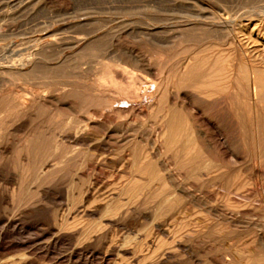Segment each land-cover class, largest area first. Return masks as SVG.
Listing matches in <instances>:
<instances>
[{
  "label": "rangeland",
  "instance_id": "obj_1",
  "mask_svg": "<svg viewBox=\"0 0 264 264\" xmlns=\"http://www.w3.org/2000/svg\"><path fill=\"white\" fill-rule=\"evenodd\" d=\"M257 25L264 0H0V262L264 264V103L229 74ZM200 63L218 94L182 87Z\"/></svg>",
  "mask_w": 264,
  "mask_h": 264
},
{
  "label": "bare ground",
  "instance_id": "obj_2",
  "mask_svg": "<svg viewBox=\"0 0 264 264\" xmlns=\"http://www.w3.org/2000/svg\"><path fill=\"white\" fill-rule=\"evenodd\" d=\"M185 1V0H184ZM248 19V18H247ZM234 21H236V20H234ZM242 22V21H241ZM261 22V21H260ZM232 23V22H231ZM248 23V22H247ZM250 23V22H249ZM259 24V23H258ZM212 25V24H211ZM235 25V24H234ZM233 25V26H234ZM231 26H232V24H231ZM236 26V25H235ZM234 26V27H235ZM233 27V28H234ZM254 27V26H253ZM231 29V28H230ZM235 29V28H234ZM253 30H254V28H252ZM209 30V29H208ZM252 30V31H253ZM233 31H235V30H233ZM256 31V30H255ZM254 31V32H255ZM262 31H263V29H262V27H261V25H257V33H258V36H262V38L264 37V32H263V34H262ZM230 32H232L231 30H230ZM236 34V33H235ZM250 35V34H249ZM232 36H233V34H232ZM248 36V35H247ZM246 36V37H247ZM259 38V37H258ZM260 39V38H259ZM235 40L237 41V39L235 38ZM264 41V40H263ZM237 42H235L234 44H236ZM241 43H242V41H241ZM255 43H256V41H255ZM252 44H254V42L252 43ZM245 45V44H244ZM243 44H242V46L243 47H245ZM264 45V44H263ZM231 46H233V45H231ZM257 46H258V44H257ZM235 47H236V45H235ZM242 47V48H243ZM236 49V48H235ZM236 50H238V49H236ZM244 50V49H243ZM253 50H255V49H253ZM250 53H251V51H250V49L248 50ZM248 51L246 52V53H244L245 54V56H246V59L249 57L248 56ZM236 52H238V51H236ZM238 54V53H237ZM203 55H205V54H203ZM250 55V54H249ZM260 55H262V54H260ZM34 56V55H33ZM248 56V57H247ZM204 58V57H203ZM202 58V59H203ZM254 58V57H253ZM261 58V57H260ZM262 58H263V56H262ZM118 59V58H117ZM201 59V58H200ZM215 59V58H214ZM226 59V58H225ZM251 59V58H250ZM250 59H247L246 60V63H244V65L246 64L247 66H249V68H241V69H239V71H231V73H229L230 75H231V78H230V80H231V82H232V84H235V86H236V89H238L239 90V93H249V94H253L254 93V100H255V102H258V101H262L263 103H264V63L263 64H261V65H259V64H253L251 61H250ZM259 59V58H258ZM121 60V59H120ZM174 60V59H173ZM204 60V59H203ZM254 60V59H253ZM261 60V59H260ZM125 61V60H124ZM129 61V60H128ZM131 61V60H130ZM202 60H200V62H201ZM236 61V60H235ZM262 61V60H261ZM264 61V60H263ZM33 62V61H32ZM122 62H123V60H122ZM122 62H120V64L122 63ZM134 62V61H133ZM133 62H131L132 63V65H134V63ZM184 62V61H183ZM204 62V61H203ZM125 63H127L128 64V62H127V60H126V62ZM130 63V62H129ZM139 63V62H138ZM141 63V62H140ZM224 63V62H223ZM240 63V62H239ZM243 63H240L241 65L243 64ZM127 64H124V66H126ZM137 64V63H136ZM204 63H200V64H192L191 66H189L188 68H187V72H186V75H185V77L183 78V75H179V74H176V76H177V79L179 78L178 77V75L180 76V80H181V83L183 84V88L184 87H198L199 89H200V91L201 90H203V93H215L216 91H217V89H218V87L220 86V84H219V81L218 80H215L216 79V77H215V79H213V80H209L210 78H209V76L207 77V75H206V73H205V71H204V65H203ZM208 64V63H207ZM214 63H212V65H213ZM216 64V63H215ZM240 64H238V65H240ZM123 65V64H122ZM131 65V66H132ZM185 65H186V63H185ZM217 65V64H216ZM220 65V67H221V64H219L218 63V66ZM232 65V64H231ZM236 65V64H235ZM241 65H240V67H241ZM128 66H129V64H128ZM141 66L143 67V65L141 64ZM140 66V67H141ZM184 66V65H183ZM237 66V65H236ZM139 67V68H140ZM146 67V66H145ZM215 67V66H214ZM230 67V66H229ZM228 67V68H229ZM232 67V66H231ZM16 70H18V71H23V70H25L26 69V67H25V64L23 63V64H19L18 66H16V67H14ZM125 71H126V68H124V67H122ZM138 68V69H139ZM181 68H184V67H181ZM180 68V69H181ZM216 68V67H215ZM234 68V67H233ZM238 68V67H237ZM128 69V68H127ZM130 69V68H129ZM142 69V68H141ZM213 69V68H212ZM212 69H210V70H212ZM11 70V69H10ZM144 70V69H143ZM143 70H140L141 72L143 71ZM146 70V69H145ZM144 70V71H145ZM183 70V69H182ZM181 70V71H182ZM217 70V69H216ZM222 70V69H221ZM226 70V69H225ZM231 70V69H230ZM131 71V70H130ZM142 72V73H145V72ZM147 71V70H146ZM148 71H149V69H148ZM133 72V71H132ZM150 72V71H149ZM149 72H148V74H149ZM176 73H177V71H175ZM174 72V73H175ZM179 73L180 74H182V72H180L179 71ZM208 73V72H207ZM211 73H212V71H211ZM217 73V72H216ZM133 74H135V73H133ZM213 74V73H212ZM221 74H223V73H221ZM142 75V74H141ZM150 75V74H149ZM152 75V74H151ZM225 75V74H224ZM134 76V75H133ZM147 76V75H146ZM173 76V75H172ZM181 76H182V78H181ZM213 76H215L214 74H213ZM227 76H229V75H227ZM208 79H207V78ZM221 77V76H220ZM225 77H226V75H225ZM224 77V78H225ZM149 78V77H148ZM212 78V77H211ZM173 79V78H172ZM222 79V78H221ZM220 79V80H221ZM179 80V79H178ZM215 80V81H214ZM225 80V79H224ZM223 81V80H222ZM221 81V82H222ZM226 81V80H225ZM177 82H180V81H177ZM229 82V81H228ZM224 84V83H223ZM226 84V83H225ZM175 85H176V83H175ZM174 85V86H175ZM223 86V85H222ZM229 86V85H228ZM232 86V85H231ZM154 88V87H153ZM176 88V87H175ZM220 88V87H219ZM227 88V87H226ZM166 90H167V86H166V88H165ZM168 89H169V87H168ZM165 91V90H164ZM169 91V90H168ZM169 92H171V91H169ZM224 91H222L221 93H223ZM161 93V92H160ZM200 93V92H199ZM217 94H218V92H216ZM148 94V93H147ZM159 94V93H158ZM165 93L163 92V95H164ZM166 94H167V92H166ZM160 95V94H159ZM168 95H170L171 96V94H168ZM207 96H209V95H207ZM218 96V95H217ZM242 96H244V95H242ZM253 96V95H252ZM158 97V96H157ZM164 97H165V95H164ZM163 97V98H164ZM236 97V96H235ZM155 98V97H154ZM162 98V96L160 97V99ZM162 98V99H163ZM244 98H246L245 96H244ZM253 98V97H252ZM158 99V98H157ZM160 99H158V101L157 102H159V100ZM165 100L164 101H162V103H158V104H161V108H166V112H167V115H166V118H167V123H166V127L168 128V130H167V128H166V132H167V134H166V136H167V138H168V142L171 144V145H173V144H178V143H176L179 139H181V137H184V135L186 134V131H185V127H184V123H185V119L188 117L191 121H195V118H194V116L196 117V115H194L190 110H188V109H186V108H184V107H182V108H178L177 106H175L174 105V103H173V101L172 102H169V98L168 97H165L164 98ZM171 99H172V96H171ZM187 99V98H186ZM237 99V98H236ZM250 99V98H249ZM198 100H201L200 98H198ZM238 100V99H237ZM236 100V101H237ZM161 101V100H160ZM171 101V100H170ZM176 101V100H175ZM179 101V100H178ZM235 101V102H236ZM198 102V101H197ZM204 103V102H203ZM237 103V102H236ZM151 104V103H150ZM178 104V103H177ZM246 104V103H245ZM257 104V103H256ZM127 105V104H126ZM184 105V104H183ZM244 105V104H243ZM247 105V104H246ZM180 106V105H179ZM182 106V105H181ZM156 107V106H155ZM158 107V106H157ZM156 107V108H157ZM186 107H188V106H186ZM192 107V106H191ZM259 107V106H258ZM257 107V105H252L251 104V109H250V114H254V116H255V114L257 113V112H259L258 110L259 109H257L258 108ZM261 107V106H260ZM65 108V107H64ZM194 108V107H193ZM160 109V108H159ZM159 109H158V111H159ZM196 109V108H195ZM240 109V108H239ZM243 109V108H242ZM261 109V108H260ZM264 110V109H263ZM62 111H64V109L62 108ZM65 112V111H64ZM160 114H161V116H162V113L161 112H163V110H161L160 109ZM158 112V113H159ZM241 112H243V111H241ZM71 113V112H70ZM245 113H246V111H245ZM244 113V114H245ZM262 113H263V111H262ZM242 114V113H241ZM250 114H248V115H250ZM151 115V114H150ZM9 116V115H8ZM251 116V115H250ZM253 116V117H254ZM239 117V116H238ZM259 117H260V115H259ZM262 117H263V115H262ZM93 118V117H92ZM161 118H164L165 119V117H161ZM197 118V117H196ZM242 118H244V117H242ZM256 118H257V116H256ZM245 119V118H244ZM244 119H243V121H244ZM2 120V119H1ZM83 120V119H82ZM247 120H249L248 119V117H247ZM258 120V119H257ZM165 121H166V119H165ZM165 121H164V123H165ZM186 121H188V119H186ZM189 122V121H188ZM92 123V122H91ZM163 123V124H164ZM84 124V123H83ZM82 124V125H83ZM81 125V126H82ZM250 126V125H249ZM2 127V126H1ZM1 127H0V129H1ZM78 128H79V126H77ZM246 127H248V126H246ZM252 127V126H251ZM250 127V128H251ZM243 128H244V126H243ZM254 128H256V127H254ZM258 128V127H257ZM256 128V129H257ZM255 129V130H256ZM87 130V129H86ZM250 130V129H249ZM83 131V130H82ZM158 131H160V130H158ZM190 131V130H189ZM257 131V130H256ZM76 132H78V131H76ZM163 132V131H162ZM165 132V131H164ZM165 132V133H166ZM74 133H75V131H74ZM80 133H83V132H80ZM165 133H163V134H165ZM259 133V132H258ZM161 134V133H160ZM159 134V135H160ZM253 134V133H252ZM261 134V133H260ZM74 135H76V134H74ZM200 135V134H199ZM38 136H40V135H38ZM38 136H35L36 138L38 137ZM187 136H189V135H187ZM259 136V135H258ZM35 137H34V140H35ZM158 137V136H157ZM186 137V136H185ZM184 137V138H185ZM200 137V136H199ZM68 138H69V136H68ZM91 138V137H90ZM160 138V137H159ZM159 138H158V140H159ZM166 138V137H165ZM166 138V139H167ZM198 138V137H197ZM43 141H45V138L43 137ZM73 139H74V137H73ZM78 139V138H77ZM84 139V138H83ZM164 139V138H163ZM189 139V138H188ZM199 139V138H198ZM198 139H196L195 140V142H196V145H197V147H198V149H199V154L197 153V155H195V157H192L191 159H189V160H187V161H185L184 162V166L185 167H192L191 165H194L193 163H196L197 164V162H198V159H200L201 157H200V155L202 154V151H206V149L204 148V145H200L199 144V140ZM72 140V139H71ZM88 140V139H87ZM101 140V139H100ZM203 140H204V138H203ZM38 141V140H37ZM78 141V140H77ZM255 140H253V142H254ZM39 142V141H38ZM41 142V141H40ZM84 142V141H83ZM87 142V141H86ZM35 143V142H34ZM42 143V142H41ZM44 143H48L47 141H45V142H43V144ZM88 143V142H87ZM203 143V142H202ZM201 143V144H202ZM29 144H30V142H29ZM43 144H41V145H43ZM205 144V143H204ZM225 144V143H224ZM253 144H255V146L258 148V149H260L261 148V145L259 144V141L257 140L256 142H254ZM78 145H79V143H78ZM188 145V144H187ZM207 146V145H206ZM34 147V146H33ZM41 148H43V146H40ZM179 147V146H178ZM186 147V146H185ZM32 148V147H31ZM35 148H36V146H35ZM97 148H98V146H97ZM100 148V147H99ZM189 148V147H188ZM29 149H30V147H29ZM37 149V148H36ZM36 149H35V151H36ZM46 149V148H45ZM75 149V148H74ZM96 149V148H95ZM183 149V148H182ZM186 149V151H188L187 150V148H185ZM184 149V150H185ZM47 150V149H46ZM94 150V149H93ZM97 150V149H96ZM99 150V149H98ZM100 150H101V148H100ZM183 150V151H184ZM29 151V150H28ZM41 151V150H40ZM48 151V150H47ZM250 151V150H249ZM42 152V151H41ZM46 152V151H45ZM44 152V153H45ZM54 152H56V151H54ZM159 152V151H158ZM33 153V152H32ZM68 153V152H67ZM71 153V152H70ZM35 154V153H34ZM40 154V153H39ZM45 154H47V153H45ZM195 154V153H194ZM38 155V154H37ZM36 155V156H37ZM55 154L53 153V156H54ZM33 156H35V155H33ZM35 156V157H36ZM44 156V155H43ZM60 156H62V155H60ZM63 156H65V155H63ZM153 156V155H152ZM260 156H261V154H260ZM45 157V156H44ZM49 157V156H48ZM200 157V158H199ZM205 157V156H204ZM63 158V157H62ZM49 159V158H48ZM176 159V158H175ZM217 161H218V159H217ZM47 163V162H46ZM201 162H199V164H200ZM50 164V163H49ZM53 165V164H52ZM179 165V164H178ZM50 166H51V164H50ZM195 166V165H194ZM207 166V165H206ZM47 167V166H46ZM143 167V166H142ZM196 168V167H195ZM46 169V168H45ZM52 170V169H51ZM163 170V169H162ZM47 171V170H46ZM144 171V170H143ZM151 171V170H150ZM175 171H177V170H175ZM191 171V170H190ZM161 172V171H160ZM40 173H41V171H40ZM47 173V172H46ZM146 173V172H145ZM148 173V172H147ZM42 174H43V172H42ZM48 174V173H47ZM149 174L151 175V173L149 172ZM160 174V173H159ZM38 175V174H37ZM46 176V175H45ZM40 177V176H39ZM154 177V176H153ZM149 178H151V176L149 177ZM148 178V179H149ZM156 178V177H155ZM152 180L154 179V178H151ZM156 180V179H155ZM156 182V181H155ZM131 183V182H130ZM163 183V182H162ZM139 183H136V185H138ZM175 186V185H174ZM161 187V186H160ZM131 188H132V186H131ZM135 188H137V187H135ZM126 190V189H125ZM45 193V192H44ZM160 193V192H159ZM14 194V193H13ZM163 194V193H162ZM171 194V193H170ZM130 196V195H129ZM138 197V196H137ZM171 197V196H170ZM175 198H178V197H175ZM186 198V197H185ZM86 199V198H85ZM6 200V199H5ZM160 201V200H159ZM158 201V202H159ZM169 204H172V203H169ZM169 204H168V206H169ZM114 207V206H113ZM162 208V207H161ZM29 211V210H28ZM91 211V210H90ZM86 212V211H85ZM83 213H84V211H83ZM69 214V213H68ZM88 214V213H87ZM17 218V217H16ZM56 225V224H55ZM59 226V225H58ZM64 226H66V224L64 225ZM92 226V225H91ZM61 228V227H60ZM65 228V227H64ZM71 228V227H70ZM63 233V232H62ZM36 235V234H35ZM57 235V234H56ZM55 235V236H56ZM60 236V235H59ZM88 236H90V235H88ZM42 238V237H41ZM86 238V237H85ZM88 238V237H87ZM95 238V237H94ZM72 240V239H71ZM54 241V240H53ZM56 241V240H55ZM64 242V241H63ZM35 243V242H34ZM86 248V247H85ZM4 251V250H3ZM31 252V251H30ZM28 253V252H27ZM25 255V254H24ZM27 255V254H26ZM9 257V256H8ZM16 257V256H15ZM30 257V256H29ZM12 258V257H11ZM13 259H15L14 257H13ZM18 259V258H17ZM28 260V259H27ZM9 261H11V260H9ZM24 261V260H23ZM33 261V260H32ZM5 262V261H4ZM8 262V261H7ZM14 262V261H13ZM16 262V261H15ZM20 262H21V259H20ZM26 262V261H25ZM0 263H2V264H4L3 262H0ZM17 263V262H16ZM24 263V262H23ZM5 264H8V263H6L5 262ZM10 264V263H9ZM15 264V263H14ZM20 264V263H19Z\"/></svg>",
  "mask_w": 264,
  "mask_h": 264
}]
</instances>
